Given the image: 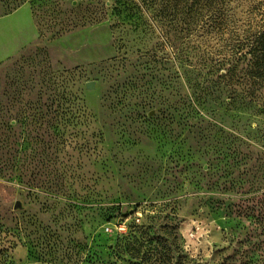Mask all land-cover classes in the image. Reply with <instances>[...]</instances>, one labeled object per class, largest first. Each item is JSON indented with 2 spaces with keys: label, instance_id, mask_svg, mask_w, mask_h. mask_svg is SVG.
<instances>
[{
  "label": "rangeland",
  "instance_id": "obj_1",
  "mask_svg": "<svg viewBox=\"0 0 264 264\" xmlns=\"http://www.w3.org/2000/svg\"><path fill=\"white\" fill-rule=\"evenodd\" d=\"M159 43L112 0H0V264H264L263 106Z\"/></svg>",
  "mask_w": 264,
  "mask_h": 264
},
{
  "label": "trees",
  "instance_id": "obj_2",
  "mask_svg": "<svg viewBox=\"0 0 264 264\" xmlns=\"http://www.w3.org/2000/svg\"><path fill=\"white\" fill-rule=\"evenodd\" d=\"M231 0H112V10L121 20L128 16L138 28L158 34L160 43L154 52L156 61L171 56V51L187 61L206 62L208 53L194 52L198 47H220L206 67L209 84L205 89L220 87L237 93L245 108L263 106L264 90V3L245 24L228 20L226 11ZM187 38V53L180 41ZM168 46L171 51L168 50ZM168 50L169 55L162 52ZM176 58V57H175ZM188 79V78H187ZM147 240V235L143 237Z\"/></svg>",
  "mask_w": 264,
  "mask_h": 264
},
{
  "label": "built area",
  "instance_id": "obj_3",
  "mask_svg": "<svg viewBox=\"0 0 264 264\" xmlns=\"http://www.w3.org/2000/svg\"><path fill=\"white\" fill-rule=\"evenodd\" d=\"M140 211L138 210V212H136V216L134 217V222L135 223H139L140 222ZM117 221L116 222H111V223H109L108 225H106L105 227H104V230L105 231H107V232H111V230H112V227H115L116 229H124V227H122V226H117ZM189 236H190V238L191 239H193V238H196L197 237V235H195V232H190L189 233ZM184 246H185V248L187 249V246H188V244H187V242H185V244H184Z\"/></svg>",
  "mask_w": 264,
  "mask_h": 264
},
{
  "label": "water",
  "instance_id": "obj_4",
  "mask_svg": "<svg viewBox=\"0 0 264 264\" xmlns=\"http://www.w3.org/2000/svg\"><path fill=\"white\" fill-rule=\"evenodd\" d=\"M92 85H93V82H90L89 84H88V87L90 88V87H92ZM18 203H16V207H18Z\"/></svg>",
  "mask_w": 264,
  "mask_h": 264
}]
</instances>
